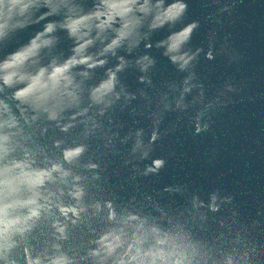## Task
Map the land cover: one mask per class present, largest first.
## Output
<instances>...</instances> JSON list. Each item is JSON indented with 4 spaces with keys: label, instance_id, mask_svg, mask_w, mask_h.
I'll use <instances>...</instances> for the list:
<instances>
[{
    "label": "water",
    "instance_id": "1",
    "mask_svg": "<svg viewBox=\"0 0 264 264\" xmlns=\"http://www.w3.org/2000/svg\"><path fill=\"white\" fill-rule=\"evenodd\" d=\"M72 2L83 14L94 11L99 0ZM175 3L186 5L175 21L151 29L155 11L147 17L136 13L143 23L134 47L125 41L115 54L97 57L106 61L102 66L73 69L74 74L87 70L89 76H76L79 106L57 119L20 105L12 98L15 88L0 92L18 121L16 128L5 129L14 148L9 159L28 153L36 168L61 163L81 177L84 189L77 203L68 195L72 176L67 186L47 184L42 192H55L54 204L59 197L65 206L83 211L67 217L55 207L42 212L29 221V231L15 235L13 246L0 252V264H28L36 258L49 264L60 255L71 264H100L90 253L99 248L102 235L123 228L130 242L133 232L153 227L191 244L198 264H264V0H162V7ZM62 18L63 12L8 33L0 40V62L46 23ZM192 25L179 51L166 54L170 38ZM53 35L57 42L42 52L40 66L73 54L75 41L66 31ZM106 35L104 44L96 41L88 54L99 53L115 33ZM184 54L193 58L181 69L171 56ZM143 57L151 63L145 61L142 70L138 61ZM121 58L125 67L116 72L114 93L105 98L112 103H93L92 89ZM79 146L84 152L65 162L64 151ZM156 160L163 166L148 171ZM109 203L115 212L111 220ZM56 221L63 234L54 227ZM123 251L118 248L105 264H114Z\"/></svg>",
    "mask_w": 264,
    "mask_h": 264
},
{
    "label": "clouds",
    "instance_id": "2",
    "mask_svg": "<svg viewBox=\"0 0 264 264\" xmlns=\"http://www.w3.org/2000/svg\"><path fill=\"white\" fill-rule=\"evenodd\" d=\"M186 5L175 3L167 8L162 7V0L155 5L150 0H99L95 10L87 13H79L78 6L72 0H0V40L10 32L24 29L31 24L39 23L49 16L60 15L63 12L62 22H48L35 36L25 45L8 55L0 62V92L5 88H15L12 98L25 105L33 111H43L48 114L49 119H57L59 113L66 109L76 108L80 103V83L76 76L88 77L89 71H81L74 74L73 69L77 66H85L91 70L106 63L98 56L107 53L115 54V50L128 41L129 48L138 43L135 39L139 35L143 18L136 13L147 17L155 11L150 24L151 29L163 26L168 21H175L184 12ZM45 9V11H41ZM39 13V15H36ZM35 16V19L33 18ZM119 27H114L115 24ZM194 25L189 26L183 32L170 38L167 53H175L180 49L181 44L187 40ZM64 30L69 37L75 41L72 49L73 54L63 62L52 59L46 66H40L41 54L44 50H50L57 42L53 34L58 30ZM109 31L115 36L97 54H88V49L96 41L102 44L107 40ZM193 57L184 55H172L173 62H181V69L185 68ZM151 61L143 57L138 63L142 70ZM125 67V61L115 71L109 70L107 79L102 81L98 87L91 91L90 98L95 104L107 103L106 97L114 93L117 82L116 72ZM19 86V87H18ZM119 98V94H116ZM23 113V109H21ZM87 109L77 113L84 115ZM18 125L17 118L9 105L0 100V252L13 246V237L17 234L23 235L29 231V221L38 218L42 212H50L55 207L63 216L69 213L79 216L80 211L76 206H65L59 202L53 203L56 193L42 192L47 184L69 185L68 178L72 173L65 169L61 163L51 162L50 167L36 168L28 153L23 159H9L14 148L12 146V134L10 131ZM68 126H65V130ZM200 129L198 128L197 131ZM137 137L141 132H137ZM156 134L152 136L155 140ZM140 146L139 139L136 147ZM84 147L79 146L65 150L63 159L72 163L83 152ZM135 151V149H133ZM163 160L154 161V168L148 171H155L162 167ZM89 168L96 165L90 164ZM80 176H72V183L68 195L77 201L82 199L84 189L79 185ZM60 196H63V189H60ZM109 219L115 218V212L111 210L109 203ZM97 211L100 205L96 204ZM129 219H136L130 217ZM56 221L54 227L61 234L64 227L58 226ZM123 228L111 230L102 235L97 241L99 248L93 250L90 255L100 258V264H105L108 257L113 256L118 248H124L123 253L114 260V264H198L195 257V248L185 243L182 237L173 236L168 233H161L153 227L150 232L140 234L139 230L133 232L130 242L123 238ZM151 240V243L148 241ZM147 244V247L145 246ZM126 245V247H125ZM103 253V255H101ZM28 264H42L39 258L29 260ZM49 264H71V261L64 255L55 256ZM231 264V261H229Z\"/></svg>",
    "mask_w": 264,
    "mask_h": 264
}]
</instances>
